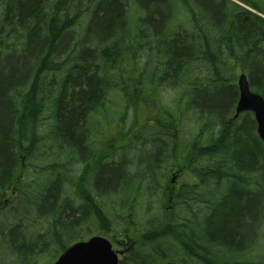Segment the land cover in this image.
Here are the masks:
<instances>
[{
    "label": "trees",
    "instance_id": "1",
    "mask_svg": "<svg viewBox=\"0 0 264 264\" xmlns=\"http://www.w3.org/2000/svg\"><path fill=\"white\" fill-rule=\"evenodd\" d=\"M83 19L86 26L79 37L84 40L78 38L74 53L75 48L65 47ZM127 53L137 63V77L118 80ZM239 67L264 96V17L232 0H0V206L13 186L25 184L24 195L17 189L14 197H25L32 215L52 214L45 239L43 234L35 238L0 211V264H42L41 249L49 239L66 249L70 240L89 233L91 223L113 229L131 246L132 254L121 264H264V257L248 252L247 246L259 231L264 210V142L251 114L235 122L228 118L239 96ZM115 77L114 87L106 82ZM167 77L191 82L184 107L160 103L159 110H151L147 116L157 128L151 135L144 127L123 124L119 133L129 136L137 129L148 135L152 151L170 162L160 174L179 167L177 206L198 219L175 218L164 227L160 218L172 210L169 201L149 214L133 194L136 187H145L127 178L124 164L104 166L108 152H96L99 157L85 166L97 173L94 189L101 208L88 188L79 192L82 204L65 205L64 197L59 203L72 153L84 158L93 133L116 126L117 121L106 118L111 106L124 121L129 107L146 100L153 81ZM112 90L116 95L110 99ZM197 112L215 115L218 131H210ZM182 113L190 136L179 160L171 150ZM39 151L50 156L40 165L35 162ZM147 154L138 175L157 167L151 152ZM23 162L32 165L24 183L16 179ZM120 181L118 191L111 192ZM168 182L174 186L171 178ZM140 223L147 230L141 231Z\"/></svg>",
    "mask_w": 264,
    "mask_h": 264
},
{
    "label": "bare ground",
    "instance_id": "2",
    "mask_svg": "<svg viewBox=\"0 0 264 264\" xmlns=\"http://www.w3.org/2000/svg\"><path fill=\"white\" fill-rule=\"evenodd\" d=\"M131 6L133 9H135L132 4H131ZM83 12H85V10ZM141 13L142 14L144 13V15H146L145 10H142ZM135 15H137V14H135ZM78 38H80V37L79 36L76 37L74 42H71V40H70L69 44L66 45L65 48H68L69 50L75 48V50L73 52L77 53L76 52V46L78 45V43H81V40H84V38L83 39L80 38L81 40ZM129 54L130 53H127L126 54L127 56H125V58L123 60V61H125V63L127 62V60L129 62L132 59V56ZM198 54H199V52H198ZM129 56H131V58L127 59V57H129ZM123 64H124V62L122 63V65ZM69 66L74 67V64H70ZM231 76H233V75H231ZM110 79H112V80H110ZM114 79H117V78L116 77L115 78H109L106 82L111 84L114 87V84L117 81ZM103 82H104V86H105V79ZM112 82H114V83H112ZM200 85L201 84L197 83L196 86L198 87ZM153 87L155 89H165V90L170 89V91H169L170 95H171V93H173L171 101H168L166 98H163L162 99L164 101L163 103L171 104L174 108H178V109L184 107L183 106L184 97H189L191 94V89H190L191 82L188 80L183 81V80H177V79L169 78V77L163 78V79H155L153 81ZM112 92H114V90L110 91V94ZM110 94H109V96H110ZM110 99H111V97H110ZM152 107L156 111L159 110V108H160L159 104L158 103L155 104V102L152 104ZM197 113H198V115L201 114L203 116V119L208 122V125L210 127V129H209L210 131H213V133L218 131L220 124L218 123L215 115L209 116V115H205V113H203V114L199 113V112H197ZM249 114H251L253 116V118L255 119L256 124H257V128H256L257 134H258L259 138L264 142V139L260 136V133L258 131V122L256 119V114L253 110H250V109L249 110H242L237 114V105H235L231 114H228V118L231 122H235L236 120H239V119L243 118L244 116H248ZM184 115L185 114H183V113L179 115V121L181 122L180 132H179L180 135H179L178 141L176 142L177 144H174V148L171 150L173 155H176L177 157H179V160H181V158L184 154V150H185L184 145L186 144L185 141L190 136V134L187 133V128L185 127V123H186L185 121H188V120H187V118L183 117ZM163 118H165V117H163ZM102 121H105V118H103ZM102 123H104V122H102ZM118 125H116L115 127L110 126L109 128H105V129L109 130V134H105V129H103L104 134L100 133V134H102L101 136L108 135L106 141L103 138H101V140H102L101 153L103 152L104 156H106V154H108V153L111 154V156L105 157L103 165L105 166V164H107L108 166H110V165L113 166V165H118V164H124L125 168H124L123 173L126 172L127 178L131 181H136L137 183H139L145 187V189L136 187L133 194H134V197L137 198L138 201H141L145 205V207L149 209V214H150V210H151V214L156 213L158 205L160 202L164 201V203H163V205H164L167 200L169 201V203L172 206V210L166 216L160 218L164 227L169 226L170 222L174 221L175 218H177V219L183 218L184 220H188V221H190L191 219L197 220L198 215L193 217L192 213L185 212L187 210L186 208L180 209L177 206L179 202L177 201V197H175V191L177 188H179L182 185L181 179L179 180V175L181 173L179 170V167L176 168V170L170 171V173L167 175L160 174L159 171L161 170V168L163 166H167L168 164L170 165V162H168V160L166 159V157L163 155L162 152L160 153L157 150L152 151V146L150 145L151 140L149 139V136L140 130L132 129L131 131H129V136L123 135L124 136L123 138H118V135H120L119 134V128L120 127L118 128ZM155 125L156 124L152 123L148 116H146L143 119L142 126L146 129V132L153 134L157 130ZM111 127L114 129L113 131H111ZM112 136H113V139H112ZM130 140H131V142L128 144L127 142ZM117 141H119L120 143L122 142L123 144L118 145ZM125 142H126V144H125ZM134 143H135V145H132ZM131 151H133L135 153V156L131 155L132 154ZM149 151L151 152V156L154 158V161L156 162L157 167L155 168L154 171H153V168L149 169V170L147 169L149 173H145V176L142 173L139 175L136 174V169L138 167H140L139 165H140L141 159L144 158L145 156H147L148 155L147 153ZM106 152H108V153H106ZM155 153H157V156L154 155ZM85 157L88 159H92V155H91V153L89 154V152H87L85 154ZM142 168L146 169L144 164L142 165ZM85 174L88 178L96 180L97 173H92V172L86 171ZM170 178L172 179V181H173L172 184H174V186H172L171 183L168 182V180H170ZM164 183H165L166 191L164 190ZM111 188H112L111 192H116L119 189V184L116 187H111ZM170 191H171V193H167ZM103 193H105V192H103ZM148 193H149L150 197H148V195H147ZM97 194H98V191L94 192L92 199L94 201V204H96V206L98 207V210H99L101 208V204L96 199ZM63 197H64V192L60 190L59 201H58L59 203L62 201ZM27 202H28V200L25 199V197L21 198L20 200L16 199L15 197L8 198L7 200L4 199L5 204H4V206H0V211L3 212L7 216L10 212H14V211L21 212L22 209L29 207L27 205ZM261 203H263V206H264V200H262ZM28 204H29V202H28ZM69 205L76 207L80 204L69 203ZM263 206L261 207L262 209H264ZM33 209H35V207H33ZM167 209H169V208H167ZM53 211H55V210H53ZM119 211H120V209H119ZM120 213H121V211H120ZM57 214H60V213L57 212ZM261 214L262 215L259 216V223L260 224H259V231L257 232L258 236H259V234L261 235V233H263V230H264V210ZM176 215H178V217H176ZM42 217L49 218V220H51L52 214L46 213V214H44V216L42 215ZM135 218L138 221L140 220V218H138V216ZM15 220H17V221H15V222L13 220H10V221L13 224L18 223V222L22 223L24 231H26V232L33 231V236L35 238L37 236H42V234H43L44 238L46 239L48 234L51 233V232L45 230V228L43 226H42V228H40L41 226L38 223L39 220H35V219H29L28 220L24 216H21L20 218L15 219ZM77 225H79V224H77ZM139 229L141 231L147 230L146 224L140 223ZM77 237L82 238L83 235L80 234ZM77 242L78 241L76 239L70 240V245L66 249H63L60 246H58L57 243H53L49 239V241L46 242L45 247H43L41 249V251H47L49 249L53 250L52 252H50V254H52V257H53V255L56 256L55 257L56 259L54 260V262L51 263V264H54L58 260V258L64 253V251H66L69 247H71L72 245H74ZM29 243H33V242H29ZM257 243L258 242L255 239H253L252 242L248 246V252L264 257V252L254 251V248L257 246ZM40 261L42 264H46V263H43L41 257H40Z\"/></svg>",
    "mask_w": 264,
    "mask_h": 264
},
{
    "label": "rangeland",
    "instance_id": "3",
    "mask_svg": "<svg viewBox=\"0 0 264 264\" xmlns=\"http://www.w3.org/2000/svg\"><path fill=\"white\" fill-rule=\"evenodd\" d=\"M238 2L244 4L245 6H247V4H245L244 2H241L239 0H238ZM249 2H256L260 7H262L264 9V0H250ZM86 4L87 3H84V5L82 6L81 10H83V11L85 10V8L87 6ZM131 11L134 12L133 9ZM85 22H86V20L83 19V21H81L77 25V27H75L73 29V31H72V35L73 36H71V42H74L76 37L82 35L80 32L83 31V29H84V27L86 25ZM141 54L143 55L142 59H146L147 54L145 52H143ZM129 55L132 56L131 53ZM131 56L127 57V59H130ZM136 56H139V54H136ZM134 62H135V60H133V58H132V61L129 63L128 66L125 63L123 64V69L121 70L120 74L118 75V80H123V79L127 80V79H130V78H133V77H137V75L135 76V74L133 72V68H134L135 64L137 66V63H134ZM154 73L155 72H153V74ZM110 80H112V79H110ZM114 80H117V79H114ZM112 83H114V82H112ZM169 91H170V89L165 90V89L150 88L147 91V93L145 94V99H146L145 101H141L136 106H131V107L128 108V110L125 112L124 121L121 120V117H120V119L117 117L116 112H114L112 110V106H111V108H110V110H109V112L107 114L108 116L106 118L108 120L111 118V120L117 121V124H114V125L123 124L127 128L128 127H139L140 130H141L143 128V126H142L143 119L148 115V113L151 110H153V107H152V104L154 103L153 100H155V104L156 103H158V104L163 103L164 102L162 100L163 98H166L168 101H171L173 93H171V95H170ZM115 95H116V93L112 92L110 94V97H114ZM111 103H113V102H111ZM164 104H167V103H164ZM123 109H124V107H123ZM123 109H121L120 112H122ZM106 118H105V121H107ZM113 130L114 129L111 127V131H113ZM105 134H109V130L105 129ZM147 134H150V133L147 132ZM101 135L102 134H99L98 136H96L93 133L92 142L90 144H87L85 142L86 146H87V148H85V149H86L87 152H89V154L91 153L92 158L94 157L93 153L96 151L97 147L99 148V150H102V140H101V138H103L105 141L107 140V136L108 135H103V136H101ZM123 137L124 136L122 134L118 135V138H123ZM97 139H98V142H97ZM112 139H113V136H112ZM130 142H131V140L128 141L127 143L129 144ZM117 144L121 145L123 143L122 142L120 143L119 141H117ZM125 144H126V142H125ZM132 145H134V144H132ZM131 153H132L131 155L135 156V153L133 151H131ZM49 157L50 156H49V154L47 152L39 151L38 154H36V156H35V158H36L35 162L40 165L43 161L48 160ZM85 159H88V158H85ZM77 165H78L77 163H76V165H74V169L76 168ZM35 168H37V166H35ZM31 169H32V165L29 164L28 162L27 163L25 162V164H23L18 170V174L16 176L17 181H21V179L24 177V175H25V179H26L28 177L29 171ZM77 173H78L77 171L72 173L73 177L71 178L70 181H68V185L62 182L61 183L62 187L60 188L61 191H63V192L65 191L67 194L70 193V195L73 196V197H76L77 195H79L81 187L84 186V181L82 179H78V177H80V176L77 175ZM22 185H25V184H18L17 183V185H15V189L16 188L19 189L21 191V193H22V196H23L25 192L22 191V189H21ZM120 186H121V181L119 183V188H120ZM36 193H40V192L36 191ZM20 199H18V200H20ZM71 203H74V202H71ZM67 204H69V203L65 202V205H67ZM30 212H32V211L29 210V207H27V208L22 209L21 212H18L16 214V216H11V215L10 216H6V219L7 220L11 219V220H13L15 222V221H17L15 219H18L21 216H24L28 220L29 219L38 220V217L35 216V215H32ZM116 212L120 213L119 210H116ZM38 223L41 226L40 228H42V226H43L45 228V230H48V228L50 226L49 225V218L41 217ZM90 227L91 228H95V224L91 223ZM96 231H97L98 234L106 235L109 238H112V235H113V232H114L113 229H109V230H106V229H102L101 230L100 229V230H96ZM117 238H120V236H117ZM253 239H255L258 242L257 246L254 248V251L264 252V230H263V233H261V235L259 234V236L255 233L253 238H252V240ZM136 240H137V244H138L140 242V238H136ZM53 243H55V242H53ZM114 247L115 248H120V247H118L116 245H114ZM52 251L53 250H51V249H49L47 251H42L41 259L43 260V263L50 264V263L54 262V260L56 259L55 258L56 256L53 255V257H52V254H50V252H52Z\"/></svg>",
    "mask_w": 264,
    "mask_h": 264
},
{
    "label": "water",
    "instance_id": "4",
    "mask_svg": "<svg viewBox=\"0 0 264 264\" xmlns=\"http://www.w3.org/2000/svg\"><path fill=\"white\" fill-rule=\"evenodd\" d=\"M239 101L237 114L253 110L258 122V131L264 139V96L251 89L246 73L238 78ZM118 252L111 241L103 236H94L88 241H79L69 247L54 264H119Z\"/></svg>",
    "mask_w": 264,
    "mask_h": 264
}]
</instances>
